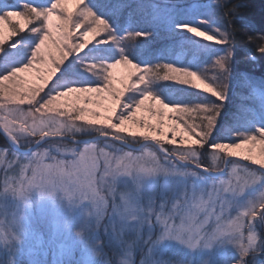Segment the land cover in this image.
<instances>
[{
  "label": "snow or ice",
  "instance_id": "snow-or-ice-1",
  "mask_svg": "<svg viewBox=\"0 0 264 264\" xmlns=\"http://www.w3.org/2000/svg\"><path fill=\"white\" fill-rule=\"evenodd\" d=\"M81 2L82 0H75L77 5L81 4ZM210 3L222 7L225 0L223 4H214L212 0H210ZM83 7L87 14L85 18L91 17V22L94 25L89 28L88 24H84V28H88V31L81 29L83 21L80 20L79 16L73 17L72 9L67 7V0H51L50 6L46 8H37L32 4L26 3L25 0H23L22 4L19 0L18 7L0 2V50H3L2 46L6 44H8L9 47H15V43H12L14 38L17 37L19 35L18 33L22 32L24 28L28 27L33 20L40 24V27H28V32L38 33L39 38L31 49L27 62L8 69L4 74H0V81L3 82L2 86H0L3 89V91L0 92V107L5 103L3 98L10 97L11 102L16 105L15 110L19 112L22 120L27 122L25 126L31 124H46L47 119L52 116L50 114L54 112L50 109L45 113V108L55 105L58 100H68L71 104H82L83 101L81 100H73V98L78 95L77 90L90 89L92 93L101 100L103 104L102 110L111 117L110 120H99L97 123L111 124L113 128L118 129L122 133H129L133 137L139 135L144 137L145 140L150 138L157 144H161V151L165 153L163 160L171 161L172 163V167H166L157 159L154 153H147L146 155L151 158L152 166L146 167L144 156H133L131 152H129L125 153L124 156L120 158L121 160L127 161L123 166V171L125 173L129 172V170L135 166L138 172L145 175H152L158 172L164 174H176L179 172L180 175L189 173L194 176L197 175V173L189 171V169H177L175 160L191 162L196 168H201L208 172L220 171V169L203 168L201 162L197 159V149L195 147H193L191 151V155L194 159L189 160L187 155L184 154L188 149L173 148L171 152H168L161 142L167 141L169 144H175L177 138H179L181 144L190 140L195 145H204L209 140L222 108V101L226 98L228 72L222 78L219 77L218 79L217 77H212L209 79V76L203 70H200L198 73L197 71H190L187 68L175 67L170 63H158L152 67L145 66L142 68L136 63L131 62L127 57L122 56L111 63L101 65L93 63L88 65L89 71H95L98 67L102 68V82L99 84L85 86L69 85L61 89L48 91L46 95L41 96V93L45 92L50 83L54 80L60 66L65 60L69 58L70 55L79 54L82 49H85L89 35L99 36L100 33H103L107 37V41L114 39L113 31L107 21L97 16L86 4H83ZM236 11L237 7H233L227 13L223 12L219 20L222 21L226 14L229 15L230 12L235 13ZM13 17L22 18L23 24H20L19 20L13 21L11 19ZM18 24H20L19 28L17 27ZM4 26H8L10 30L7 35L4 32ZM176 27L187 29L189 33H195L196 36L206 37L207 41L216 40L217 43L228 44L226 38L227 34L223 31L221 26L216 27L211 35H209L207 31H200V28L197 26H190L189 24H180L176 25ZM75 29H81L80 35L84 37L83 42H80L79 36L74 34ZM126 33L127 36H123L122 39L133 40L136 37L150 35V33L141 32ZM248 40L255 44L257 52L264 53V33H257L255 36H249ZM95 42L101 43L104 41L97 39ZM57 53L60 54L58 55ZM49 57H54V74H50L48 71V69L52 67L48 62ZM118 65H123L125 68L124 74L119 77L113 72ZM212 67L218 68L220 72H223L225 69V61L223 58L219 57L215 60ZM22 73H30L31 79L29 80L24 75H21ZM161 73H163L162 77ZM45 77H47V83L42 90L28 89L26 87L28 84L43 83ZM150 78L157 81H179L185 85H191L196 89H201V86H203V91L211 94L217 100L221 101V103L169 105L162 102L160 98L153 95L150 91H144L139 98L132 102H128L124 99L128 93V90L123 89L124 85H127L129 81H134L135 85H142ZM217 80H219V83ZM109 85H114L121 89L118 100L109 99L103 92L98 91ZM135 85L132 90L138 88ZM21 91H30L31 96H25L23 99H20L19 93ZM150 100L151 103H149ZM146 101H148L147 104L145 103ZM25 104H27L26 111L22 107ZM121 106L124 108L123 113L121 112ZM69 110H71V107ZM176 111L183 114L196 113L199 118L202 116V120H204L205 123L201 126L200 123L197 124L195 120H193L192 123L186 124L184 120L170 115ZM144 112L147 113V116L137 115V113ZM118 117L119 119H117ZM153 118L155 120L154 123L152 122ZM80 119H86V117H80ZM29 120H31L30 124L28 123ZM157 128L159 131L156 130ZM135 129H140V131L137 132ZM3 132L7 134L8 139L13 142L15 141L16 138L14 135L6 130H3ZM233 135H238L239 137L234 142L217 141L209 144L208 147L220 150L233 157L243 155L245 161H254L257 165H264V154H261V148L264 146V128L257 129L255 134L240 133ZM109 139H122V137L115 136L109 137ZM257 146H259L258 156L253 154V149ZM92 147L94 148L95 146L93 145ZM101 151L103 152V149ZM177 154H179L178 157ZM0 156H2V153H0ZM105 156L107 159V154H105ZM173 157L175 160L170 159ZM260 169L264 170V167ZM230 175L236 178V183L234 185L231 181H219V183H213L210 189L208 186L200 190L192 188L182 190L178 196L173 197L171 200H169L168 197L161 199L158 206L160 211L158 212L154 210L157 206L156 201L151 197L147 200V204L143 208L141 207L138 197L142 178L133 175L131 177L135 187L130 191L129 201L135 207L132 209L131 213L121 215L119 218L114 211L112 215L109 216L107 223L120 230H132L135 228L136 224H139L141 228L147 225L148 231L153 234L151 226L155 224L151 222V216L155 215L156 221L161 223L163 227L159 232L158 239L149 242L148 252L144 254L146 259L142 260L141 264H169L170 260L165 256V252L167 251V245L163 243L165 241H176L191 251L209 250L206 248H198L194 243V238L198 239L206 229L211 228V224H208L207 228L205 227L210 217L215 216L217 227H220L219 221L222 217L217 216L215 211H210V209H213L217 204L221 211L230 208L232 206V196L243 193L246 187L257 183L262 178L261 175L258 174L257 168H248L245 166L241 167L239 172L236 168H233ZM24 179L27 180L26 184H20V181H17V183L20 184V187L17 188V192L20 194H23L21 189H27L29 186L36 184L40 177L35 170H33L32 176L25 177L24 170L22 169L21 180ZM93 179L94 177L92 176L91 169L89 170L86 181L82 180L80 175L75 172L64 173L63 170H61L60 183L58 185H60L69 196L77 190L94 193L96 192V188L93 185ZM49 182L51 183V181ZM260 193L259 199L249 200L247 205L239 207V209H244V211L240 212L236 217L239 218L241 226L244 224L242 218H247V220L250 218L252 227L254 218H256L258 214L264 218V211H262L264 210V189H262ZM205 197H207V199H205ZM88 200L89 197L83 199V204L86 203L88 206ZM169 203L172 204L174 212L165 216L164 209ZM257 204L259 205V209L257 208ZM200 209H205V211H200ZM129 214L135 215L136 220H129L127 218ZM200 215H205V219L200 220ZM173 216L179 217V224L174 222ZM96 219L98 221V216ZM20 227H22V225H20ZM236 230L241 231V227L238 226ZM108 234L112 242V233L109 232ZM253 234L255 233L252 231L248 233L249 240L252 239ZM185 235L188 239H183ZM93 238H95V236H93ZM115 246L119 249V251H117L116 248H114L116 253L120 254L121 246ZM100 247L101 246H94V251L99 252ZM89 248V245H84L83 248L79 249L81 257L78 264H119L116 260L104 259L102 255L98 256L93 254ZM243 248L244 245H242V249ZM77 250L78 245H73L70 252ZM261 252L262 249L260 245L258 253L254 255L249 253L245 257L252 256L251 264H264V255H260ZM15 257L16 253H12L9 258L7 253L0 250V264H21ZM237 259L238 258L230 262H235ZM28 264H32V261H29ZM209 264H211L210 261Z\"/></svg>",
  "mask_w": 264,
  "mask_h": 264
},
{
  "label": "rangeland",
  "instance_id": "rangeland-1",
  "mask_svg": "<svg viewBox=\"0 0 264 264\" xmlns=\"http://www.w3.org/2000/svg\"><path fill=\"white\" fill-rule=\"evenodd\" d=\"M16 20L23 24L22 18L16 17ZM20 24L18 25L20 26ZM200 31H207L209 35L213 33L208 28L200 29ZM4 32L6 35L8 34V26H4ZM193 34L196 36L195 33ZM196 37L206 39L203 36ZM113 72L117 77L123 75L120 65ZM21 75L29 80L31 79L30 73H22ZM2 84L3 82L0 81V86ZM37 84H28L26 87L40 90L41 87H37ZM2 91L3 89L0 87V92ZM77 92L78 95L73 100H81L83 101L82 104H71L68 100H58L55 105L44 109L45 113L50 109L54 112L50 114L52 116L47 119L46 124L27 126H25L27 122L22 120L19 112L15 110L16 105L11 102L10 97H7L8 99L4 97L5 103L0 107V125L15 136L22 148L29 147L44 133L65 134L76 137L85 136L79 138L107 133L121 136L122 139L133 144H139L145 140L144 137L139 135L133 137L129 133H122L113 128L111 124L97 123L99 120L111 119L102 110L101 100L90 96V93ZM103 93L111 99L108 93L105 91ZM19 96L20 99L25 96L30 97L31 92L21 91ZM22 107L25 111L27 110V104ZM70 107L71 110H69ZM137 115L147 116V113H137ZM80 117H86V119H80ZM152 122H155L154 118ZM28 123L30 124L31 120ZM135 130L140 131V129ZM156 130L159 131L158 128ZM5 138L7 144L12 146L10 140L6 136ZM115 143L111 140H103L74 144L54 139L44 142L30 153H19L10 148H0V153H2V156H0V193L3 192L6 181L16 189L20 187V184L27 183L26 179L21 180L22 169L25 177L32 176L33 170L40 177L36 184L29 186L27 189H21L23 193H29L30 199L27 204L24 202L22 195L13 197L0 194V250L7 253L9 258L12 253H16L15 258L21 264H28L29 261H32V264H78L81 257L79 249L83 248L84 245H89V250L93 254L102 255L104 259L116 260L120 264L125 261L132 262V264H141V261L146 259L144 254L148 252L149 242L158 239L159 232L163 227L161 223L156 221L155 215L151 216V222L155 224L151 226L153 234L148 231L147 225L141 228L139 224H136L132 230H120L107 223L109 216L114 211L119 218L121 215L131 213L135 207L129 201L130 191L135 187L131 176L136 175L142 178L138 197L141 207L143 208L151 197L156 201L157 206L154 210L158 212L160 211L158 206L161 199L168 197L171 200L173 197L178 196L182 190L188 188L200 190L208 186L210 189L213 183H219V181H231L234 185L236 178L230 175L232 169L236 168L239 172L240 168L245 166L231 161L226 174L218 178L209 177L200 171L183 167L176 162L177 169H189L197 175L194 176L190 173L180 175L179 172L176 174L158 172L145 175L138 172L135 166L125 173L123 166L127 161L120 158L129 152L133 156H144L146 167L152 166L151 158L146 155L147 153H154L157 159L166 167H172V163L163 160L164 155L152 145H147L141 150L135 151ZM161 143H167V141ZM169 146H171V149H188L184 154L187 155L189 160L194 159L191 151L195 147L197 149V159L200 158L198 148L201 145H195L190 140L181 144L179 138H177L176 143L169 144ZM105 154H107V159ZM253 154L258 156L259 146L253 149ZM261 154H264V146L261 148ZM205 156L210 168L222 170L224 157L229 155L210 148ZM237 157L243 158V155ZM260 166L264 167V165ZM90 169L94 177L93 185L98 196L93 198L90 195L88 206L86 203L83 204V199L70 202L66 199H54L46 196L40 199L39 202L37 201L35 187L38 185L47 187L49 184L58 185L61 170L64 173L75 172L80 175L82 180L86 181ZM258 174L262 177L260 181L246 187L243 193L231 197L232 206L230 208L221 211L217 204L213 209H210V211H215L217 216L222 217L219 221L220 227H217L216 217H210L205 227L207 228L208 224H211V228L206 229L198 239L194 238V243L198 248L209 250L191 251L176 241H165L163 242L167 245L165 256L172 261H182L183 264H209V261L211 264H230V261L238 258L237 252L242 249V245L245 246L249 243L248 233L250 231L254 232L258 238L264 239V218L259 214L254 218L253 227L250 218L248 220L242 218L244 220L242 226L239 218H236L240 212L244 211L243 208L239 209V207L247 205L249 200L260 198V192L264 189V175L259 172ZM17 181H20V184ZM257 208L259 209L258 204ZM173 212L172 204L169 203L164 209V214L167 216ZM101 213H103V217L98 225L96 218ZM127 218L131 221L136 220L133 214H129ZM199 219L204 220L205 215H200ZM173 220L177 224L180 223L178 216H173ZM238 226L241 227V231L236 230ZM109 232L112 233V242ZM14 233L20 237L21 243H17L16 240L12 239ZM114 244L121 246L120 254L116 253V250L119 251V249ZM73 245H78V250L70 252ZM94 246H101L99 252L94 251ZM254 247H260L259 240L257 246ZM261 249L260 255H264V244H261ZM258 251L250 253L254 255ZM251 259L252 256L245 257V264H251Z\"/></svg>",
  "mask_w": 264,
  "mask_h": 264
},
{
  "label": "trees",
  "instance_id": "trees-1",
  "mask_svg": "<svg viewBox=\"0 0 264 264\" xmlns=\"http://www.w3.org/2000/svg\"><path fill=\"white\" fill-rule=\"evenodd\" d=\"M0 2L19 6V0H0ZM25 2L37 8H46L51 4V0H25ZM212 2L223 4L224 0H212ZM20 3L22 4L23 0H20ZM83 4L107 21L113 31L114 39L107 41L103 33L99 36L89 35L85 49L79 54L70 55L65 60L56 77L41 96L46 95L48 91L69 85L99 84L102 82V68L89 71L88 65L111 63L122 56L142 68L152 67L158 63H170L175 67L187 68L198 73L203 70L209 79L212 77L219 79L220 70L212 65L222 54L232 53L228 63L226 98L222 101V108L209 140L198 148L201 165L210 168L205 156L210 149L209 144L217 141L234 142L239 137L233 134H255L257 129L264 128V53L257 52L255 44L248 40L249 36L264 33V0H225L222 7L212 5L210 0H82L79 5L75 0H67V7L72 9L73 17L79 16L83 21L81 29L88 31V28H84V24H88L89 28L94 25L91 17L85 18L87 14ZM233 7H237V11L226 14L220 21V15L223 12L227 13ZM11 19L17 21L16 17ZM180 24H189L200 29L208 28L211 31L221 26L227 34L228 44L209 42L204 38L198 39L187 29L176 27ZM32 26L40 27V24L33 20L28 27ZM28 27L14 38L12 43H15V47H9L8 44L2 46L0 74L27 62L31 49L39 38L38 33L28 32ZM81 29H75L74 34L79 36L80 42H83ZM126 32L150 33V35L125 40L122 37L127 36ZM97 39L104 42L97 43L95 42ZM48 62L52 65L48 71L54 74V57H49ZM120 67L124 74V66L120 65ZM217 82L219 83V80ZM46 83L47 77L43 79V83H38L37 87H41L42 90ZM134 85V81H129L123 86L124 90H128L124 97L128 102L139 98L144 91H150L169 105L221 103L211 94L203 91V86L201 89H196L179 81H157L150 78L145 84L135 85L138 88L132 90ZM77 91L90 93V96L99 99L90 89ZM98 91H105L112 100H118L121 94V89L114 85ZM145 103L147 104L148 101ZM123 111L124 108L121 106V112ZM170 115L184 120L186 124L192 123L193 120L201 126L205 123L202 116L199 118L196 113L183 114L176 111ZM162 144L168 152L172 151L169 144ZM0 148L13 149L1 133Z\"/></svg>",
  "mask_w": 264,
  "mask_h": 264
},
{
  "label": "water",
  "instance_id": "water-1",
  "mask_svg": "<svg viewBox=\"0 0 264 264\" xmlns=\"http://www.w3.org/2000/svg\"><path fill=\"white\" fill-rule=\"evenodd\" d=\"M3 130H6V129H4L0 125V133H2L4 136L7 137V134L4 133ZM109 137H115V136L112 134L101 133V134L92 135L91 137H88V138H79L76 136L65 135V134L44 133L37 140H35V142L31 146H29L27 148H22L19 145L17 139H15L14 142L11 141L10 139L9 140L12 144L13 149L19 153H30L31 151L37 149L40 145H42L47 140L59 139V140H64V141H67L69 143H74V144H84V143H91V142H99V141H103V140H111V141H114L117 144L121 145L122 147H125V148L130 149V150H135V151H139L142 148L146 147L147 145H152L158 152H160L162 155H165V153H163L161 151V144H157L156 142L152 141L150 138L147 140L141 141L139 144H133V143H130L129 141H127L125 139H109ZM170 159L175 160L174 157L170 158ZM230 161L238 162L239 164L245 165L247 167L257 168V171L264 175V170L260 169V168H262V166L257 165L254 162L245 161L243 158H240L237 156H235V157L226 156L224 158L223 168L221 171H218V172H208V171H205L201 168H196L194 165L191 164V162H188V161L181 162V161L175 160L176 163H178L179 165H181L183 167H189V168L195 169V170L200 171V172L204 173L205 175H208L212 178H218V177L224 176L227 172V168H228ZM202 167L205 169L208 168V167L203 166V165H202Z\"/></svg>",
  "mask_w": 264,
  "mask_h": 264
},
{
  "label": "clouds",
  "instance_id": "clouds-1",
  "mask_svg": "<svg viewBox=\"0 0 264 264\" xmlns=\"http://www.w3.org/2000/svg\"><path fill=\"white\" fill-rule=\"evenodd\" d=\"M232 53H228L227 55L222 54L220 56V58H223V60L225 61V69L223 72L219 73V77L222 78L227 72H228V63H229V57H231ZM114 178V177H113ZM94 182V181H93ZM35 193H36V197H37V201L39 202L40 199L46 197V196H50L55 198H61V199H66L69 200L70 202L72 200H81V199H85L88 198L90 195L95 198L96 196H98L97 192L94 193H88V192H84V191H74L73 194L71 196L67 195L66 192L63 190V188L60 185H54V184H49L47 187H45L44 185H38L35 187ZM6 196H13V197H17V196H23L24 197V202L27 204L30 196L28 192H24L23 194H20L17 192V189L11 185L8 181L5 182V187L3 189V192L0 193ZM200 211H205V209H200ZM103 217V213H101L98 216V225H99V221L102 219ZM12 239L16 240L17 243H21V239L19 236H17L15 233L12 236ZM183 239H188V237H183ZM258 240H259V244H264V239H261L260 237L258 238L256 236V234H253L252 239L249 240V243L247 245L244 246L243 249H241L240 251H238V259L235 262H230V264H244V257L247 256L250 252H256L257 250H259L258 247H254L257 246L258 244ZM120 264V262H119ZM123 264H131V262L125 261L123 262ZM169 264H183L182 261H169Z\"/></svg>",
  "mask_w": 264,
  "mask_h": 264
},
{
  "label": "flooded vegetation",
  "instance_id": "flooded-vegetation-1",
  "mask_svg": "<svg viewBox=\"0 0 264 264\" xmlns=\"http://www.w3.org/2000/svg\"><path fill=\"white\" fill-rule=\"evenodd\" d=\"M264 251V250H263Z\"/></svg>",
  "mask_w": 264,
  "mask_h": 264
}]
</instances>
